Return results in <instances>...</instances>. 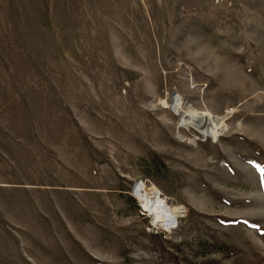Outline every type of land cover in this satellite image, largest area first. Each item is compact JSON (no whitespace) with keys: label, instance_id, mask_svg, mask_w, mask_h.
I'll list each match as a JSON object with an SVG mask.
<instances>
[{"label":"rangeland","instance_id":"1","mask_svg":"<svg viewBox=\"0 0 264 264\" xmlns=\"http://www.w3.org/2000/svg\"><path fill=\"white\" fill-rule=\"evenodd\" d=\"M0 264H264V0H0Z\"/></svg>","mask_w":264,"mask_h":264},{"label":"bare ground","instance_id":"2","mask_svg":"<svg viewBox=\"0 0 264 264\" xmlns=\"http://www.w3.org/2000/svg\"><path fill=\"white\" fill-rule=\"evenodd\" d=\"M180 104L175 105V109L180 110ZM184 113L180 114L182 116V123L192 125L198 128L202 132H206L207 134H212L217 136V128L220 123L219 119H215L213 117L204 116L202 113L200 114H192ZM190 115V118H187ZM181 123V124H182ZM135 193L137 196L144 201V208L148 213L152 214L156 221L162 222L163 224L172 222L174 220V216L172 215L171 207L166 204L165 200L160 196V193L154 189L153 187H147L144 182H140L137 184L135 188ZM168 220V221H167Z\"/></svg>","mask_w":264,"mask_h":264}]
</instances>
